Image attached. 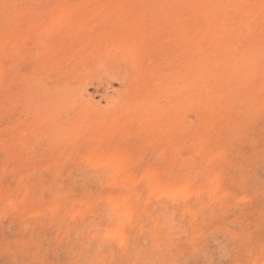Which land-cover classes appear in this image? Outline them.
Instances as JSON below:
<instances>
[{"label": "rangeland", "instance_id": "rangeland-1", "mask_svg": "<svg viewBox=\"0 0 264 264\" xmlns=\"http://www.w3.org/2000/svg\"><path fill=\"white\" fill-rule=\"evenodd\" d=\"M0 264H264V0H0Z\"/></svg>", "mask_w": 264, "mask_h": 264}]
</instances>
